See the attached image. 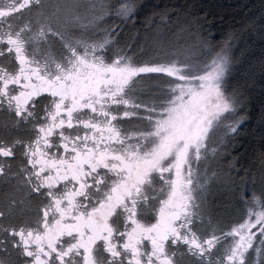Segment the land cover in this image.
Masks as SVG:
<instances>
[{"label": "snow or ice", "instance_id": "snow-or-ice-1", "mask_svg": "<svg viewBox=\"0 0 264 264\" xmlns=\"http://www.w3.org/2000/svg\"><path fill=\"white\" fill-rule=\"evenodd\" d=\"M146 7L0 0V264H264V153L232 163L264 44L241 76L237 33Z\"/></svg>", "mask_w": 264, "mask_h": 264}, {"label": "trees", "instance_id": "trees-1", "mask_svg": "<svg viewBox=\"0 0 264 264\" xmlns=\"http://www.w3.org/2000/svg\"><path fill=\"white\" fill-rule=\"evenodd\" d=\"M140 2L147 6L144 16L155 13L159 19L160 13L167 12L171 15L172 21L168 30L172 33L186 30L189 26L198 27V21L205 22V34L210 30L217 44L221 42V38L237 33L240 39L236 42V47L245 49L242 57L237 53L236 67L241 70V76L254 64L259 65L261 47L264 42L261 41L259 34L252 30L249 20L253 17L259 19L261 12L264 11L262 9L264 0H140ZM143 23L142 18L135 27L139 31L145 30L141 26ZM241 25H244L243 29ZM248 88L251 93L248 111L251 115L238 138L237 156L243 154L247 160L253 158L260 162L261 153H264L259 132L260 104L264 99V87L260 83L258 71L256 78L249 81ZM241 166H245V163Z\"/></svg>", "mask_w": 264, "mask_h": 264}, {"label": "rangeland", "instance_id": "rangeland-1", "mask_svg": "<svg viewBox=\"0 0 264 264\" xmlns=\"http://www.w3.org/2000/svg\"><path fill=\"white\" fill-rule=\"evenodd\" d=\"M130 29H132V35L134 37H137L141 40V42H143L147 37L145 36V30H141L139 31L138 28H132V25L128 26ZM165 31V34L168 36L169 39H176V36L172 35V31L170 30H163ZM180 32H177V34H179ZM137 34H139L137 36ZM234 149H235V156L234 159L232 160V163L237 164V167L240 169H243V167H252L256 170H258L261 166V160L260 162H257V160H254L253 158L251 159H245V156L243 154H239L238 155V142L234 145ZM242 163H245V166H241ZM232 164L231 163H226L224 161H220L219 162V167L222 169H229L231 168ZM215 203L211 205L212 211L221 216V217H227L228 214L231 212V205L229 204V199L230 197L225 194L223 191L221 194L217 195L215 198Z\"/></svg>", "mask_w": 264, "mask_h": 264}]
</instances>
